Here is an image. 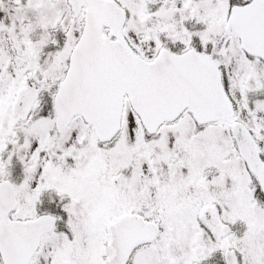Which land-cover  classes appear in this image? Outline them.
<instances>
[{
	"label": "snow or ice",
	"instance_id": "6c2138e0",
	"mask_svg": "<svg viewBox=\"0 0 264 264\" xmlns=\"http://www.w3.org/2000/svg\"><path fill=\"white\" fill-rule=\"evenodd\" d=\"M0 264H264V0H0Z\"/></svg>",
	"mask_w": 264,
	"mask_h": 264
}]
</instances>
